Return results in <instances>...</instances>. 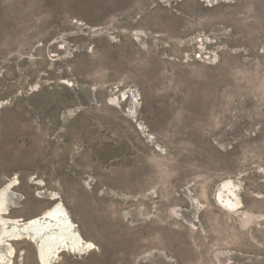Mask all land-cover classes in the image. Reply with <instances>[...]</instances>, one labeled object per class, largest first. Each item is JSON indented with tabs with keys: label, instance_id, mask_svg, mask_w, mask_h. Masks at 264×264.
I'll list each match as a JSON object with an SVG mask.
<instances>
[{
	"label": "rangeland",
	"instance_id": "374dc122",
	"mask_svg": "<svg viewBox=\"0 0 264 264\" xmlns=\"http://www.w3.org/2000/svg\"><path fill=\"white\" fill-rule=\"evenodd\" d=\"M9 180L94 244L53 264H264V0H0Z\"/></svg>",
	"mask_w": 264,
	"mask_h": 264
},
{
	"label": "bare ground",
	"instance_id": "6f19581e",
	"mask_svg": "<svg viewBox=\"0 0 264 264\" xmlns=\"http://www.w3.org/2000/svg\"><path fill=\"white\" fill-rule=\"evenodd\" d=\"M17 184V181L9 180L0 188L1 264H14L17 251L12 242L30 241L37 248L36 254L40 264H53L61 252L80 256L95 248L92 242L82 236L68 209L62 201H59L56 193L50 194V200L56 203L41 215L28 220L11 217L10 210L15 205L16 199L12 190ZM234 187L236 188L232 182L225 181L220 186L216 198L221 202L220 206L231 213H237L243 208L242 200L234 191ZM35 237L38 239L34 243L32 239Z\"/></svg>",
	"mask_w": 264,
	"mask_h": 264
},
{
	"label": "water",
	"instance_id": "95a60500",
	"mask_svg": "<svg viewBox=\"0 0 264 264\" xmlns=\"http://www.w3.org/2000/svg\"><path fill=\"white\" fill-rule=\"evenodd\" d=\"M221 203V202H220ZM38 239V237H35V238H33L32 240H33V242L35 243V241ZM36 245V244H35Z\"/></svg>",
	"mask_w": 264,
	"mask_h": 264
},
{
	"label": "flooded vegetation",
	"instance_id": "af4514ba",
	"mask_svg": "<svg viewBox=\"0 0 264 264\" xmlns=\"http://www.w3.org/2000/svg\"><path fill=\"white\" fill-rule=\"evenodd\" d=\"M14 243H15V242H12L13 245H14ZM35 248H36V247H35ZM36 249H37V248H36ZM16 251H17V250H16ZM17 254H18V252H17ZM14 263H15V262H14ZM0 264H1V262H0Z\"/></svg>",
	"mask_w": 264,
	"mask_h": 264
}]
</instances>
